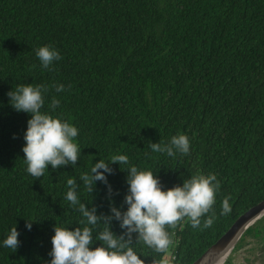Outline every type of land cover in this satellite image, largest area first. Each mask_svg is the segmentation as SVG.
Listing matches in <instances>:
<instances>
[{
	"label": "trees",
	"instance_id": "16d2710c",
	"mask_svg": "<svg viewBox=\"0 0 264 264\" xmlns=\"http://www.w3.org/2000/svg\"><path fill=\"white\" fill-rule=\"evenodd\" d=\"M44 45L61 56L49 69L35 55ZM26 83L44 85L42 110L55 98L51 114L78 128L77 165H49L36 179L26 172L29 114L6 95ZM177 134L189 138L186 155L151 151L150 143ZM116 154L154 171L164 188L198 173L218 183L210 227L202 226L206 216L199 228L187 218L166 225L171 243L162 252L133 234L144 264H191L264 200V0H0V241L14 226L19 233L16 251L0 247V264H46L54 225L83 226L64 199L66 180ZM111 167V206L123 210L126 172ZM78 192L110 215L104 183L92 198L82 185ZM225 199L231 211L221 215ZM26 219H35L30 231ZM110 225L122 233L114 218ZM238 245L264 254V217Z\"/></svg>",
	"mask_w": 264,
	"mask_h": 264
},
{
	"label": "clouds",
	"instance_id": "9594fccd",
	"mask_svg": "<svg viewBox=\"0 0 264 264\" xmlns=\"http://www.w3.org/2000/svg\"><path fill=\"white\" fill-rule=\"evenodd\" d=\"M35 55L42 69H49L54 61L61 59L59 52L48 45L37 48ZM55 90L62 92L64 85L57 84ZM46 91L44 85L26 83L18 84L6 93L7 103L12 109L29 114L21 150L26 172L34 179L43 177L46 170L49 172V165L52 170L65 165H77L82 155L76 139L78 128L60 116L51 114L59 101L53 98L49 110H42ZM149 147L152 152L176 157L189 152L190 141L185 134H177L167 143L152 142ZM113 163L126 172L128 187L123 210L111 206L113 190L107 175L113 173ZM97 181L106 186L110 215H98L94 205L88 207L80 199L78 189L81 185L92 198ZM66 186L64 199L79 213L83 226L69 228L54 225L48 253L50 259L46 264H144L140 255L130 246L133 234L135 241H142L156 252L166 250L171 240L165 226H175L178 221L187 218L193 228L201 227V217H205L216 202L218 183L214 174L198 173L183 179L181 184L164 188L154 171L138 169L129 162L126 154H116L96 160L78 178H68ZM230 211L227 199L221 201L220 214L226 215ZM113 218L123 230L119 235L111 229L110 221ZM214 219V215L206 216L202 226L210 227ZM33 221L35 219H26L25 229L30 231ZM18 235L16 226L10 228L0 241V247L16 251ZM96 241L100 243L96 244Z\"/></svg>",
	"mask_w": 264,
	"mask_h": 264
},
{
	"label": "water",
	"instance_id": "95a60500",
	"mask_svg": "<svg viewBox=\"0 0 264 264\" xmlns=\"http://www.w3.org/2000/svg\"><path fill=\"white\" fill-rule=\"evenodd\" d=\"M263 217L264 200L242 213L228 230L191 264H223L245 232Z\"/></svg>",
	"mask_w": 264,
	"mask_h": 264
},
{
	"label": "rangeland",
	"instance_id": "374dc122",
	"mask_svg": "<svg viewBox=\"0 0 264 264\" xmlns=\"http://www.w3.org/2000/svg\"><path fill=\"white\" fill-rule=\"evenodd\" d=\"M238 244L236 246H239ZM236 246L223 264H264L263 252L251 250L249 245L241 248Z\"/></svg>",
	"mask_w": 264,
	"mask_h": 264
}]
</instances>
